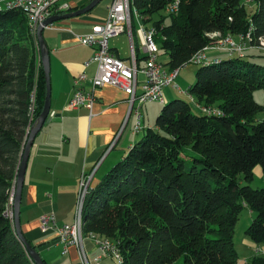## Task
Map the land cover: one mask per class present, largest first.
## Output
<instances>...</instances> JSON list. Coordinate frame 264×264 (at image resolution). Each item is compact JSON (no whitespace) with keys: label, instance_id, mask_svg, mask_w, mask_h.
<instances>
[{"label":"trees","instance_id":"obj_1","mask_svg":"<svg viewBox=\"0 0 264 264\" xmlns=\"http://www.w3.org/2000/svg\"><path fill=\"white\" fill-rule=\"evenodd\" d=\"M250 1L251 12L244 0H132L141 24L154 30L167 70L188 66L214 45L208 34L245 39L248 49L197 66L186 90L194 103L163 104L154 127L88 189L83 233L117 243L123 264H238L235 225L243 209L255 214L245 236L264 246V187H251L254 168L264 176V119H257L264 106L253 98L264 92V65L250 60L263 57L251 50L262 48L264 0ZM136 30L133 21L135 52ZM37 63L24 14L0 11V264H34L3 213L28 127L43 108ZM249 264H264V255Z\"/></svg>","mask_w":264,"mask_h":264},{"label":"crops","instance_id":"obj_2","mask_svg":"<svg viewBox=\"0 0 264 264\" xmlns=\"http://www.w3.org/2000/svg\"><path fill=\"white\" fill-rule=\"evenodd\" d=\"M87 1L89 0H68L72 7ZM109 3L110 0H104L91 12L57 22L42 33L49 54L51 115L36 134L30 149L19 217L23 236L29 244L37 246V252L45 264L80 263L76 247L70 246L64 250L52 231L40 230V217L52 214L58 225L73 223L82 178L93 173L91 183L97 184L146 129L143 126V113L140 112L142 133L135 132L136 117L134 113L128 117V97L112 86H104L95 91L96 100L91 111L86 108H67L73 95L74 78L82 73L88 77L95 73V65H87L93 49L80 45L76 36L87 34L93 26L101 24L106 17ZM125 36L130 45L128 35ZM125 36L121 34L111 39L109 46L114 55L127 60L130 58V50L126 56L120 54L117 43L119 38ZM122 45L121 42L120 46ZM219 55L209 54L208 60L218 58ZM135 57L138 66L143 67L145 56L139 45L136 47ZM37 64L41 66L39 62ZM187 68L195 74V66L188 65ZM194 79L192 76L188 87ZM139 80H143V77L140 76ZM85 86L88 88V84ZM179 94L182 93L170 87L166 88V102L181 98ZM159 111L160 109L157 114ZM255 172L263 177L260 168H254L253 175ZM244 238L245 255L249 253V256H245L247 258L243 261L234 240L238 264H249L256 255V250L264 248L256 246L247 237ZM83 245L90 260L98 255L90 238H84ZM108 263L112 264L108 259L101 260V264Z\"/></svg>","mask_w":264,"mask_h":264},{"label":"built area","instance_id":"obj_3","mask_svg":"<svg viewBox=\"0 0 264 264\" xmlns=\"http://www.w3.org/2000/svg\"><path fill=\"white\" fill-rule=\"evenodd\" d=\"M177 4L178 2L176 1L175 6L170 11L176 12ZM6 10L21 11L26 18L30 33L35 37L37 27L43 21L51 16L72 11V6L68 0H0V11ZM134 19L137 21V44L145 56L144 65L141 68L136 63L131 31ZM52 26L49 25L47 28ZM121 34H127L130 39V58L127 60L114 55L109 46L110 40ZM154 34L152 28H146L141 24L140 18L132 6V0H110L104 21L99 25L93 26L89 33L76 36V40L80 45L93 49L92 57L87 65L94 64L95 73L91 77L82 73L74 78L73 95L68 101L67 108H86L91 111L96 100L95 91L104 86H112L127 95L129 104L128 117L131 113L135 114L136 125L134 130L136 133H142L140 126L141 106L147 102L165 104L166 88L170 87L175 91L181 92L186 95L190 102L194 103L193 98L187 94V91H182L176 83L179 69L167 70L160 62L159 47L154 40ZM208 36L217 39L216 43L204 48L193 56L189 61V65L197 67L205 63L208 60L207 56L211 52L230 55L238 54L241 56L248 48L245 44L238 45L230 35L222 37L219 33H212L208 34ZM260 47H264V38L260 39ZM140 76L143 77V80H139ZM85 84H88V88H86ZM202 110L208 113H218L216 110ZM31 112H33V106ZM31 125L28 127L27 133ZM111 146L106 150L105 154ZM92 176L93 173L84 176L80 182L73 223L58 225L52 214L43 215L40 217V230L42 232L52 231L64 250H67L70 246L76 247L80 264H101L102 259H108L112 264H123L117 243L83 233V202ZM13 185L10 190L9 201L3 213L11 224L13 221ZM86 237L94 242L98 251V255L92 260L88 258L87 251L83 245V240ZM256 255H264V248H258Z\"/></svg>","mask_w":264,"mask_h":264},{"label":"water","instance_id":"obj_4","mask_svg":"<svg viewBox=\"0 0 264 264\" xmlns=\"http://www.w3.org/2000/svg\"><path fill=\"white\" fill-rule=\"evenodd\" d=\"M102 1L104 0H91L85 7L72 10L67 13L51 16L47 18L45 21L42 22L41 25L37 27L36 30V45L38 50V59L39 63L43 69V76L45 82V98L43 102V108L39 115V117L32 123L29 132L27 133L26 140L24 142L23 150L20 156V161L18 165V169L16 172V177L13 185V221L12 225L14 228V232L16 237L20 240L23 244L28 256L33 261L34 264H45L42 258L40 257L39 253L31 247L29 242L25 239L22 234V230L20 227V203L22 197V188L24 183V176L27 167V162L30 154V149L36 134L39 132L41 127L44 125L45 122L48 121L50 114V64H49V54L48 49L46 48V44L43 38V31L49 25H53L57 22L75 18L84 14L91 12L95 9Z\"/></svg>","mask_w":264,"mask_h":264},{"label":"rangeland","instance_id":"obj_5","mask_svg":"<svg viewBox=\"0 0 264 264\" xmlns=\"http://www.w3.org/2000/svg\"><path fill=\"white\" fill-rule=\"evenodd\" d=\"M245 3L247 4V8L248 11L251 12L253 10V6L251 4L250 0H244ZM166 22L168 23V20H166ZM134 23L135 25H137V21L136 19H134ZM125 36V34H123V37ZM119 38L117 40L118 43V47H119V53L120 54H124V56H126L129 53L130 50V45L128 42V38L125 36V38ZM232 39H234V41L240 45L243 44L244 42L247 43V41L245 39L242 38H238V37H232ZM112 40L110 41V45H111ZM123 43L122 46H120V43ZM246 45V44H245ZM248 47V45H247ZM263 48V49H262ZM262 48H254L251 51H254V53L262 55L263 57H252L250 58L251 61H254L260 65H264V47ZM248 49V48H247ZM210 54H218L215 52H211ZM220 57H224L223 53H219ZM208 58V56H207ZM164 58L163 56L160 57V61H163ZM193 66V65H191ZM181 75H179L178 80H176V83L178 84V86L182 89V90H186L189 84V80H191L192 76L195 77L194 72H190V70L186 67L180 69V73ZM180 79V80H179ZM183 80V82L181 81ZM179 97H181L184 100H188V98L186 97V95H182L179 94ZM253 98L256 101V103H258L259 105L264 106V92L262 90H255L253 92ZM162 105L155 103V102H147L145 104H143L140 108V112L143 113L144 116V120H143V126L146 128H153L154 124H155V118H156V114L158 112L159 109H161ZM195 111V109H194ZM257 119L262 120L264 119V110H261L258 114H257ZM142 121V120H141ZM143 128V127H142ZM187 153V151H185ZM260 168V167H258ZM263 175V174H262ZM93 184L89 183L88 189L92 186ZM251 187L252 188H262L264 187V176L261 177L257 174V172L254 173V179L251 182ZM255 214H253L252 212H249L248 209H243L238 217L237 223L235 225V243L239 248V254H240V259L241 261H243L245 258H247L249 255V253H247L245 255V247L243 246V240L245 239V229L247 228V226L252 222L253 218H254ZM258 247H262V245L258 246ZM248 255V256H247ZM247 256V257H245ZM110 264V263H108Z\"/></svg>","mask_w":264,"mask_h":264}]
</instances>
